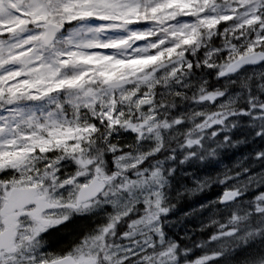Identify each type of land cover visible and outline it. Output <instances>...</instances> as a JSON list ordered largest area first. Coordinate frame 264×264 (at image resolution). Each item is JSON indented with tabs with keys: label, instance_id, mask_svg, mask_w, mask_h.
I'll use <instances>...</instances> for the list:
<instances>
[{
	"label": "rangeland",
	"instance_id": "1",
	"mask_svg": "<svg viewBox=\"0 0 264 264\" xmlns=\"http://www.w3.org/2000/svg\"><path fill=\"white\" fill-rule=\"evenodd\" d=\"M143 1L145 0H0V159L5 156L2 150L11 149L25 141L27 135L34 131L35 125H41L46 120L54 122L56 118L54 114L61 110H64L65 115L70 114L76 118L100 112L107 119V124L110 121L113 126L117 125L121 122V108L118 102L123 99L126 107L123 113H134L132 117L121 114L127 119L122 122L121 129H115L114 134L107 136V141L111 142L108 153L135 146L133 151L125 154L128 158H136V166L148 156L157 154L152 151L157 143L170 144L181 139L180 148L176 149L178 152L168 154L170 156L166 161H160L157 166L164 165L163 162L169 164L167 169L171 175L168 177V191L171 196L175 197L178 192L183 193L176 209L168 217L172 224L168 230L169 234L191 236L196 231L211 228L217 223H221L222 227L227 223L228 227L223 230V234L232 235L237 222H241L237 220L230 225L228 220L224 219L231 218L233 211L236 210L235 205L233 202L227 205L220 204L222 185H219V189L216 187L213 195H204L212 184L208 179L217 176L226 179L227 183H232L233 172L239 171L243 174L247 168L258 166V154L264 151V147L242 151L228 159H221L211 168L209 164L204 165L205 160L200 158L197 150L201 149L205 140L204 131L215 138L219 132L221 133L222 127H226L229 118L238 116L232 109L233 105L239 102L241 92L246 96L251 93L256 96L264 95L261 93V89H264V63L224 78L223 87L230 89L233 87L227 93L216 89L206 95H197L199 87L178 73L179 70L188 67L183 63V51H178L175 58L170 53L177 49L176 43L183 40L185 32L189 30L193 33L195 22L193 28L188 24L190 28L186 27V30L182 28L185 23L183 18H175L177 14L175 8L185 14L198 16L200 22L213 19V23L207 24L209 26L217 27V23L235 17L239 23H249L245 24L246 29L249 25L251 28H260L263 27L264 18L260 14L255 16L259 0H150L148 5H153V8L161 4L160 1L165 2L161 5L162 11L165 12H161L162 16L155 15L145 21L147 24L136 27L138 18L143 20L151 15V10H145L144 12L148 11L146 14L142 13L145 4ZM38 5L46 6L47 12L39 11ZM72 7H76L77 13L72 17L60 16L59 20L71 23L73 20L82 19L87 23L81 25L75 22L70 35L65 34L64 41L59 40L51 49L44 48L40 39L44 25L58 20L51 14L57 9ZM92 16L98 17V21L91 20ZM215 19L219 20L214 21ZM104 29L107 31L106 37H101L100 32L105 31ZM263 33L264 29L254 32L255 38L250 42H263ZM154 34L159 35L152 38ZM127 40H131L130 47L122 49L121 45ZM163 42L169 43L170 46L155 50ZM62 45L64 47L60 48ZM66 47L67 53L64 52ZM148 49L151 51L147 52ZM69 55L78 62L70 60L72 58ZM132 57L141 61L152 59L156 63L149 70L145 69L138 76L126 80L134 88L140 83L147 88L144 99L136 96L132 100L121 98L120 94L125 92L126 88L113 93L108 88L109 85L105 89L89 91L84 84L85 81L81 84L79 79L82 77L74 78L85 65L80 61H97L104 58L120 61ZM143 75L148 76V79L140 82L138 79ZM204 84L205 81H202L198 85L203 87ZM186 100H190L186 103L187 106L170 115L171 109L177 107L176 103L180 102V105ZM254 110L255 118L264 115V108L258 107ZM112 111L114 115L111 118ZM139 127L142 131L140 133L138 130L135 135V129ZM161 128L163 132L160 131ZM73 156L82 161L83 169H87L88 165L96 160V156L89 159L87 152L83 154L72 152L66 157L67 163L62 165L61 170L66 174L73 170L71 163ZM19 164L18 160L15 163L11 161L4 167L19 169L17 172L19 178L0 171V206L9 189L21 185L20 179H24L23 186L41 187L42 182L33 179L30 166ZM97 176L102 177V174L98 173ZM137 177L143 178L141 173H137L128 181L132 195L146 186L137 181ZM152 179L155 180L156 177ZM132 181L137 183L132 184ZM192 189L196 190L195 194L186 191ZM194 196H197L195 200L188 202L183 200L185 197ZM198 200L202 201L195 202ZM21 201H26V197ZM143 203L147 207L148 201L144 200ZM196 210H200V213L193 215ZM102 220L103 216L100 217V221ZM143 223H151V217H145ZM100 227L107 228V225L100 224ZM222 241V244L226 243V240ZM261 244L264 245V239ZM206 250L209 254L214 251L210 247ZM234 250L227 252L229 260H225L223 264H238L246 259L254 261L252 254L246 252L244 254L248 258L237 257ZM203 255L198 258L200 264H217L227 257L223 255L220 260H216L218 256L210 259Z\"/></svg>",
	"mask_w": 264,
	"mask_h": 264
},
{
	"label": "clouds",
	"instance_id": "2",
	"mask_svg": "<svg viewBox=\"0 0 264 264\" xmlns=\"http://www.w3.org/2000/svg\"><path fill=\"white\" fill-rule=\"evenodd\" d=\"M70 33L71 28H68L67 34ZM65 34L60 33L61 37ZM203 63L208 68L216 64L211 51L204 53ZM216 75H224L223 62L217 66ZM261 93L264 94V89H261ZM254 105L264 108V99L241 92L239 102L233 105L232 110L244 112L247 108L250 114ZM81 119L85 128L93 134L94 142L88 145L91 151L87 155L89 159L96 156L87 169H83L82 161L73 156V170L66 174L61 170L62 165L67 163L63 155L49 149L40 151L34 145H22L24 152L18 155L26 157V165L30 166L33 179L42 182L41 189L47 191L49 197L59 203V207L45 211L44 215L50 220L41 231L33 232L31 229L34 225L28 221V230L21 234L22 243L17 244L16 254L8 257L4 264H8L9 260L12 264H69L67 258L75 260L85 248L94 256L95 264H200L199 259H188L185 254L188 248L186 243H182V238L178 240L168 231L172 227L168 217L183 196L178 192L173 197L168 191L170 170L162 166L154 169L135 167L136 158H128L123 152L113 151L111 158H107L111 142H106V137L111 134V122L104 124L102 121V127H97L89 115ZM82 130L78 128L76 131L79 133ZM160 131L163 132V129ZM168 148L167 143H157L152 151L163 155ZM101 151L106 158L103 164L99 156ZM258 155V166L247 168L243 174L233 172L232 183L217 176L208 179L212 184L223 186L220 199L230 198L235 205L236 210L228 224L237 220L250 221L254 214L259 221L256 226L250 222L247 230L235 237L237 247L250 242L240 241V236L247 231L257 233L259 238L264 239V151ZM156 164L159 165L160 161L157 160ZM0 171L19 178V169L5 168ZM135 172L142 174L143 178L137 177V181L146 186L132 195L128 181L130 174ZM98 173L106 178L103 187L97 181ZM137 181H132V184ZM186 191L196 193L195 189ZM241 197L246 199L242 201ZM144 200L148 201L147 207ZM145 217H151V223H143ZM100 224L107 225V228H101ZM240 228L237 224L235 232ZM68 239H72L73 243L70 247H64ZM89 240L94 241L95 247L88 243ZM212 240L216 238L213 236ZM219 255H222V251L214 250L203 256L213 259ZM3 256L4 253L0 252V257ZM256 261H240L238 264H256Z\"/></svg>",
	"mask_w": 264,
	"mask_h": 264
},
{
	"label": "trees",
	"instance_id": "3",
	"mask_svg": "<svg viewBox=\"0 0 264 264\" xmlns=\"http://www.w3.org/2000/svg\"><path fill=\"white\" fill-rule=\"evenodd\" d=\"M163 4L164 2L155 5V9L153 10H160L161 5ZM146 13H148V11H146L144 14ZM258 13H261L260 15L264 18V7L261 8ZM139 21L141 22L143 20L140 19ZM211 23H213V20H207L198 23L193 34H188L183 37L182 41L177 42V49L170 52L172 56H176L178 51H183V57L186 58L184 62L189 63V66L183 70H179L178 73L184 75V77H193L194 79L199 80L205 79L206 84L204 87H202L201 92V94L205 95L211 93L215 88H217L219 91L224 90V93H227L233 88L231 87L230 89V87H223L222 80L216 75V68L222 62L223 64H226L249 50L264 51V41L259 43L250 42L255 38L254 31L250 28L246 29L245 24L235 23L233 19L219 22V24L217 23V27H215L216 25H207ZM65 26L67 28H71L72 23L66 24ZM209 29H213L215 31ZM256 30H258V27ZM210 50L214 51V53H212V57L216 61V64L213 66V68H208L203 63L204 53ZM217 53H219V55H217ZM154 65H156L154 61H139L137 59H132L127 62H118L114 60H102L99 62L91 61L88 64H85L79 73L75 74L76 76H74V78H78V76H80L82 79H78L81 80V84L85 81L84 84L86 86L89 85L91 89H96L97 87H102L101 83L104 80L117 79L123 76L133 77L145 69L149 70ZM141 89L142 90H139V93L144 91L143 87ZM248 96L257 97L254 95V93H251ZM258 97L264 99V95H259ZM255 108L258 107L254 105L250 114H248L249 110L247 108H245L242 114L240 112H236L238 116L229 118V122H226V127H222L221 133L219 132L215 138H213L210 133L207 134L204 132L206 136L203 145L204 143L205 145H202L201 149L197 150L200 158L205 160L203 162L204 165L209 164V167L211 168L215 166L213 164H216L219 160L228 159L232 155L241 153V151H252L255 148L264 147V123H262L264 116L255 118ZM77 129L78 127L76 126L74 128V123L65 125L62 129L53 128L47 131L43 129L37 133L38 136L34 138L32 144L40 151H44V149L53 150L57 153L61 151H69L75 147L72 143H76L83 135H87L83 130L77 133ZM189 135L192 136L190 133ZM91 139L92 136H89L88 140ZM174 143L175 145L173 146L180 147L179 145L181 143V139L175 140ZM72 145L73 147H71ZM2 151L5 153V156L0 159V167L2 169H4L7 164H10L11 161L18 160L22 164L26 160V157L22 158L21 155H18V153L22 154V152L18 150H11L10 152L4 150ZM158 158H164V153L163 155L157 153L156 156H153L148 161H146L143 167L145 166L150 168L151 166L149 162H155V160ZM229 160H227V162H229ZM216 187L219 189V184H211L210 187H208L204 192V195H213V193L216 191ZM196 198L197 196H194L193 200ZM240 199L243 201L246 199V197H241ZM241 207H244V205ZM198 213H200V210L195 211L193 215ZM229 219L230 218H225V220ZM238 221L241 222H237L241 228L238 230L235 236L232 235L229 237V242L224 244H222L223 241L221 240L224 237L220 235V232L211 228H205L198 231L192 237L188 238V241L183 240L182 243H186L188 248L187 252L191 251L193 259L195 260L207 252L206 249L208 247L213 248L215 251H222V255L233 251V248L235 247L239 248L238 250H234V252L237 254V257H247L244 253L248 252L252 254L254 261L264 258V245L261 244L263 239L259 238L257 233L247 231L242 236H240L241 242L250 241L247 245H241L237 247L235 241V237L237 235H241L247 230V226L250 222L252 226H256L259 223L256 215L254 214L253 217L250 218V221ZM168 230H170V228ZM213 236L216 238V240H212ZM71 240L72 239H68L66 243ZM254 240H256V242H254ZM256 248L257 250H255ZM247 261L251 260L246 259L245 262Z\"/></svg>",
	"mask_w": 264,
	"mask_h": 264
},
{
	"label": "water",
	"instance_id": "4",
	"mask_svg": "<svg viewBox=\"0 0 264 264\" xmlns=\"http://www.w3.org/2000/svg\"><path fill=\"white\" fill-rule=\"evenodd\" d=\"M55 26H51L49 25V27L47 28V32H46V36L43 38V41L46 45H48L54 38L55 33H52L51 35L49 34V29L53 28ZM62 28H58L57 32L60 31ZM264 60V53L263 52H253L251 54L242 56L241 58L235 60L234 62H232L230 65H228V67L226 68L224 75L223 76H227L229 74H233L235 72H237L239 69L247 67V66H255L257 64H259L261 61ZM112 87H118L120 86V83L117 84H112ZM100 186L103 187V182H99ZM32 188L29 189H18V188H14L10 191L9 193V203H5L3 208H2V216H3V230L0 233V252L4 251L6 253H12L14 252V248H13V242H14V238L16 236V227H17V223H16V216L15 215H10V211L8 209L9 204L12 203L13 201H15V199H18L22 196L24 197H31L32 196ZM34 192V191H33ZM228 200H224L222 199L221 202L222 203H226L228 202ZM32 201L28 202L31 203ZM21 207H24V205H21ZM42 211V209L40 210Z\"/></svg>",
	"mask_w": 264,
	"mask_h": 264
},
{
	"label": "flooded vegetation",
	"instance_id": "5",
	"mask_svg": "<svg viewBox=\"0 0 264 264\" xmlns=\"http://www.w3.org/2000/svg\"><path fill=\"white\" fill-rule=\"evenodd\" d=\"M42 194H44V193H42ZM44 195L47 197V199L50 202H52V200L50 199V197H49V195H48L47 192ZM41 208H43V207L41 206V207L35 208L34 206H30V207H28L26 209V211H35L36 213H38V211ZM44 213H45V211H42L41 212L42 218H45L47 220H50V217L45 216ZM28 221H31L32 224L34 225L32 227V229H31L33 232H35V231H41V230H43V227L45 226V225H42L41 223L35 221L34 219L30 218V217H21L19 219V222H18L19 223L18 233H17V236L15 237V240H14V243L16 245V251H17V244L18 243H22V241L20 239L21 238V234L24 233V232H26L28 230V227H29L28 226ZM72 243H73V240L65 243L64 247H70ZM88 243L91 244L92 247H95L94 241L89 240ZM15 254H16V252L13 253V254H10V255L4 254L3 257H0V264H4V261L5 260H8V257L14 256ZM16 258L19 259L20 257L19 256H16ZM67 259L69 261V264H95V258H94V256H92V255L89 254V251H88L87 248H85L75 260H73L72 257H68ZM8 264H12V262L9 260L8 261Z\"/></svg>",
	"mask_w": 264,
	"mask_h": 264
},
{
	"label": "snow or ice",
	"instance_id": "6",
	"mask_svg": "<svg viewBox=\"0 0 264 264\" xmlns=\"http://www.w3.org/2000/svg\"><path fill=\"white\" fill-rule=\"evenodd\" d=\"M37 7H38L39 11H41L42 13H43V12H47V7H46V6H44V5H38ZM58 27H59V25H57V26H55V27H53V28H50V29H49V34L51 35L52 33L57 32ZM25 219H26V218H25ZM256 264H264V258H260V259H258V260L256 261Z\"/></svg>",
	"mask_w": 264,
	"mask_h": 264
}]
</instances>
